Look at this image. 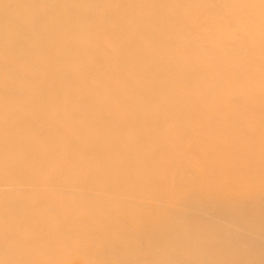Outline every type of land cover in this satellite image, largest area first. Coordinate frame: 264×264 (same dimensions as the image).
Segmentation results:
<instances>
[{
    "label": "bare ground",
    "instance_id": "obj_1",
    "mask_svg": "<svg viewBox=\"0 0 264 264\" xmlns=\"http://www.w3.org/2000/svg\"><path fill=\"white\" fill-rule=\"evenodd\" d=\"M0 264H264V0H0Z\"/></svg>",
    "mask_w": 264,
    "mask_h": 264
}]
</instances>
